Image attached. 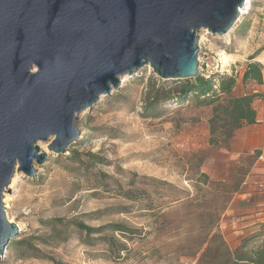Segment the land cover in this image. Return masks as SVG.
Listing matches in <instances>:
<instances>
[{
  "label": "rangeland",
  "instance_id": "374dc122",
  "mask_svg": "<svg viewBox=\"0 0 264 264\" xmlns=\"http://www.w3.org/2000/svg\"><path fill=\"white\" fill-rule=\"evenodd\" d=\"M200 34L205 76L235 75L252 56L264 60V0H251L227 35ZM224 53L230 58L226 65ZM153 74L158 77L147 67L101 96L78 115L80 133L67 151L49 149L45 162L35 163V176L21 172L6 214L22 228L0 264H198L206 230L195 214L215 193L225 196L221 204L230 198L215 230L233 248L261 222L227 212L247 165L236 167L231 181L203 184V163L192 154L208 151L188 138L202 107L197 97L147 109ZM184 192L191 203L183 202Z\"/></svg>",
  "mask_w": 264,
  "mask_h": 264
},
{
  "label": "water",
  "instance_id": "95a60500",
  "mask_svg": "<svg viewBox=\"0 0 264 264\" xmlns=\"http://www.w3.org/2000/svg\"><path fill=\"white\" fill-rule=\"evenodd\" d=\"M246 0H0V258L21 229L4 192L64 153L78 114L147 67L163 80L200 75L199 34L224 36ZM53 138L52 140H50Z\"/></svg>",
  "mask_w": 264,
  "mask_h": 264
},
{
  "label": "trees",
  "instance_id": "16d2710c",
  "mask_svg": "<svg viewBox=\"0 0 264 264\" xmlns=\"http://www.w3.org/2000/svg\"><path fill=\"white\" fill-rule=\"evenodd\" d=\"M254 58V56L251 57V59ZM262 70L263 66L260 62H250L244 72V80L262 83ZM170 81L172 82L169 86H172L166 88L165 84ZM150 82L147 92V109H162L161 107L167 102L175 100L184 103L190 97H197L201 106H213L212 116L209 118L211 146H228L237 129L245 124L255 123L257 112L253 107V101L257 97L264 99V92L222 99L223 95H230L236 85L237 80L234 74H212L210 77L199 75L196 78L184 80H163L153 74ZM70 151L76 158V150L71 148ZM256 154L258 156L260 151ZM208 155V152H201L193 153L192 157H198L200 163H203ZM200 176L203 178V184L221 183L212 180L204 172H201ZM240 185V182L234 184L231 194L239 191ZM184 193L181 197L183 202L191 203L190 194ZM224 197L219 193L213 194L212 201L195 214L200 221V229L206 230L197 249V252H201L198 264H264V222H256V228L243 236L236 248L229 244L223 233L215 230L221 214L230 201L228 198L221 204ZM81 227L88 233L92 230L83 224ZM117 230L126 231L122 228Z\"/></svg>",
  "mask_w": 264,
  "mask_h": 264
},
{
  "label": "crops",
  "instance_id": "0c3cea01",
  "mask_svg": "<svg viewBox=\"0 0 264 264\" xmlns=\"http://www.w3.org/2000/svg\"><path fill=\"white\" fill-rule=\"evenodd\" d=\"M244 61L240 69L235 71L237 82L232 93L223 95L222 99L264 92V60L256 58L245 59ZM252 61H258L263 66L262 83L255 80H244V72ZM253 107L257 112L256 122L245 124L237 129L228 146H211L209 143V118L212 116V105H204L198 109L200 111L199 118L194 123L188 138L197 149L208 151L209 155L202 164V170L211 179L231 181V174L235 168L247 165L246 178L232 199V203L234 201L236 203L231 208L229 207L227 212L239 215L241 220L252 218L251 222H263L261 219H264L262 217L264 215V160H260L259 155L264 153V99L255 98ZM257 151H260L258 156ZM257 178L260 180L257 181ZM237 203L241 204L237 205ZM234 233L238 232L235 231Z\"/></svg>",
  "mask_w": 264,
  "mask_h": 264
},
{
  "label": "bare ground",
  "instance_id": "6f19581e",
  "mask_svg": "<svg viewBox=\"0 0 264 264\" xmlns=\"http://www.w3.org/2000/svg\"><path fill=\"white\" fill-rule=\"evenodd\" d=\"M250 6H251V0H246V3L244 4V6L241 8V13H240V17H239V20L241 19V17L243 16V15H245V14H247L248 13V11H249V8H250ZM205 32H208V30H205ZM228 34V33H227ZM226 34V35H227ZM204 39H205V35L204 34H200V36H199V42L201 43V42H203L204 41ZM222 55V54H221ZM229 55L228 54H223L222 55V60H223V63H224V65H226V64H228L229 63ZM132 75H130V74H125V75H122L121 77H120V85H123L127 80H128V78H130ZM113 89L114 88H112V91H113ZM105 96V95H104ZM80 114V113H79ZM78 114V115H79ZM53 138H51L50 140H52ZM50 141H48V142H44V143H40V142H38V145H39V154H43V153H48L49 152V145H50ZM21 172L22 171H19L18 169L15 171V174H14V176H13V178H12V180H11V183H10V185L7 187V189L5 190V192H4V204H5V207H9V202L11 201V194H10V192H13V191H15V189H16V186H17V184H18V182H19V180H20V177H21ZM8 218H9V220L11 221V222H13V219L11 218V217H9L8 216ZM19 226V228L21 229L22 227H21V225L19 224L18 225ZM7 250V249H6ZM5 253H6V251H5ZM5 255V254H4ZM3 257V256H2ZM1 257V258H2Z\"/></svg>",
  "mask_w": 264,
  "mask_h": 264
},
{
  "label": "built area",
  "instance_id": "2783aa9c",
  "mask_svg": "<svg viewBox=\"0 0 264 264\" xmlns=\"http://www.w3.org/2000/svg\"><path fill=\"white\" fill-rule=\"evenodd\" d=\"M201 64H202V63H200V69H201ZM200 74H201V70H200ZM201 75L205 76L204 74H201ZM206 77H210V75H208V76H206ZM259 159H260V160H264V153H261V154L259 155Z\"/></svg>",
  "mask_w": 264,
  "mask_h": 264
}]
</instances>
